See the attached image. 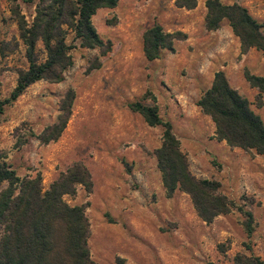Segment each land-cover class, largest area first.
I'll use <instances>...</instances> for the list:
<instances>
[{
  "label": "rangeland",
  "instance_id": "1",
  "mask_svg": "<svg viewBox=\"0 0 264 264\" xmlns=\"http://www.w3.org/2000/svg\"><path fill=\"white\" fill-rule=\"evenodd\" d=\"M23 1L16 0L30 21L34 6ZM219 1L245 8L264 24V0ZM205 2L197 0L186 10L174 0H119L114 8L98 9L91 22L110 50L73 43V65L63 81L32 84L0 117V157L17 176L39 173L46 191L74 163L88 169L91 192L77 186L74 196L63 199L85 207L87 244L96 264H114L116 258L126 264H234L237 254L264 262V156L218 141L210 117L196 106L221 71L264 125V98L244 78L245 73L264 77V56L253 48L242 54L226 19L216 31H207ZM9 9V2L0 0L1 99L9 97L18 72L27 68ZM155 24L180 36L173 51L147 61L143 34ZM72 37L69 33L67 43ZM37 49L42 61L40 42ZM68 90L74 99L60 137L48 144L30 137L29 132L39 135L56 121ZM135 102L156 106L160 119L171 124L196 179L218 182L224 196L252 213L250 237L236 210L206 224L186 193L167 196L155 158L163 128L148 126L132 112L128 105Z\"/></svg>",
  "mask_w": 264,
  "mask_h": 264
},
{
  "label": "trees",
  "instance_id": "2",
  "mask_svg": "<svg viewBox=\"0 0 264 264\" xmlns=\"http://www.w3.org/2000/svg\"><path fill=\"white\" fill-rule=\"evenodd\" d=\"M9 11L16 22L19 39L25 48L27 68L18 72L16 84L6 99L0 96V117L6 106L16 101L32 84L46 80L63 81V74L72 67L70 51L77 43L80 48L110 50L94 29L91 19L98 9L114 8L119 0H25L34 6V15L26 20L16 0H7ZM177 8L192 10L197 0H174ZM205 29L216 31L222 20L229 22L233 34L239 38L240 50L245 54L255 49L264 56V24L237 5H223L219 0H206ZM73 35L71 43L67 36ZM179 33L164 32L158 24L143 34V53L147 61L159 59L165 50L173 51ZM41 43L44 59L39 61L37 44ZM105 51V52H106ZM250 87L264 98V77L244 74ZM74 99L68 90L59 105L56 121L39 135L29 132L42 144L56 141L66 127ZM196 106L210 117L215 126V138L228 146L254 151L264 156V125L249 106L248 101L233 89L221 71L214 74L211 86L203 92ZM128 108L138 113L150 127L163 128L161 146L155 151L157 169L167 196L179 190L186 193L198 217L210 224L219 215L236 210L244 217L247 237L253 232V215L236 205L220 192L215 181L196 179L189 171L186 155L180 150L179 140L169 122L158 116L156 106L135 102ZM26 140L22 141L24 144ZM0 157V264H96L89 254L87 239L89 223L84 206H69L64 196H74L77 186L87 193L93 187L91 174L82 163H74L42 190L39 173L19 177ZM249 250V247H247ZM234 264H264L254 256L237 254ZM114 264H126L116 258Z\"/></svg>",
  "mask_w": 264,
  "mask_h": 264
}]
</instances>
